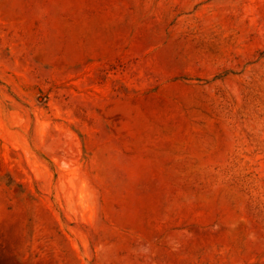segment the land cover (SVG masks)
Returning <instances> with one entry per match:
<instances>
[{"label": "rangeland", "instance_id": "rangeland-1", "mask_svg": "<svg viewBox=\"0 0 264 264\" xmlns=\"http://www.w3.org/2000/svg\"><path fill=\"white\" fill-rule=\"evenodd\" d=\"M0 264H264V0H0Z\"/></svg>", "mask_w": 264, "mask_h": 264}, {"label": "bare ground", "instance_id": "bare-ground-1", "mask_svg": "<svg viewBox=\"0 0 264 264\" xmlns=\"http://www.w3.org/2000/svg\"><path fill=\"white\" fill-rule=\"evenodd\" d=\"M190 206H188V208H189ZM187 208V209H188ZM191 208V207H190ZM186 210V209H185ZM173 211V210H172ZM189 212H190V209L188 210ZM193 211V209L191 210V212ZM204 211H206L207 212V215H206V218H205V220H208V219H212V218H214L215 217V211L212 209V207H210V206H206L205 208H204ZM178 214V213H177ZM190 216H191V213L189 214ZM204 217V216H203ZM200 218V217H199ZM198 218V219H199ZM224 218H226V217H224ZM172 219H174V218H172ZM171 223V222H170ZM118 233V232H117ZM162 234V233H161ZM121 235V234H120ZM203 234H201L200 236H202ZM229 235V234H228ZM230 236V235H229ZM228 236V237H229ZM211 237V236H210ZM220 237H221V235H219V237H218V239H220ZM216 238V237H215ZM227 239V238H226ZM233 241V240H232ZM190 242H191V239H190ZM196 243V242H195ZM185 249V248H184ZM158 252L157 251H152L150 254H148V255H143L142 254V257H145V259L146 258H150V259H153L156 255H158L157 254ZM159 254H160V252H159ZM179 255H181V252H180V250L179 251H177V253H176V255L175 256H172V255H170L169 254V256H172V257H178ZM181 256H183V255H181ZM191 258H193L191 255H189L188 256V258L186 259V261L187 260H189V259H191ZM178 259H179V257H178ZM181 259V258H180ZM183 259H185V257L183 258ZM183 259H181V260H183ZM167 260V259H166ZM168 261V260H167ZM185 261V260H184ZM185 261V262H186Z\"/></svg>", "mask_w": 264, "mask_h": 264}]
</instances>
